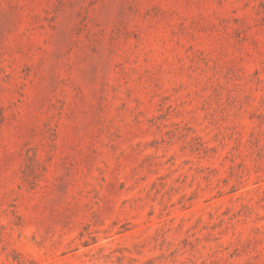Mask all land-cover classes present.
<instances>
[{
    "label": "rangeland",
    "instance_id": "rangeland-1",
    "mask_svg": "<svg viewBox=\"0 0 264 264\" xmlns=\"http://www.w3.org/2000/svg\"><path fill=\"white\" fill-rule=\"evenodd\" d=\"M0 264H264V0H0Z\"/></svg>",
    "mask_w": 264,
    "mask_h": 264
}]
</instances>
